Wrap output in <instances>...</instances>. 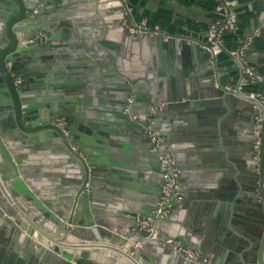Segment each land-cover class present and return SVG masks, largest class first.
Masks as SVG:
<instances>
[{
	"label": "water",
	"instance_id": "95a60500",
	"mask_svg": "<svg viewBox=\"0 0 264 264\" xmlns=\"http://www.w3.org/2000/svg\"><path fill=\"white\" fill-rule=\"evenodd\" d=\"M93 1L48 11L52 0H0V264H264V109L245 66L229 55L241 73L228 86L223 46L214 54L208 38L138 28L126 0ZM227 2L220 20L232 15ZM100 6L109 23L84 42L74 17L84 24ZM151 131L163 139L157 150ZM35 153L52 158L42 170L29 166ZM166 155L180 197L141 229L162 199ZM244 214L252 235L236 226ZM190 249L198 261L184 258Z\"/></svg>",
	"mask_w": 264,
	"mask_h": 264
},
{
	"label": "crops",
	"instance_id": "0c3cea01",
	"mask_svg": "<svg viewBox=\"0 0 264 264\" xmlns=\"http://www.w3.org/2000/svg\"><path fill=\"white\" fill-rule=\"evenodd\" d=\"M98 1L94 0L93 4ZM129 6V10L132 15V20L136 25H143L148 29H154L157 32H162L164 34L170 35H180L188 38L190 41L206 43L210 26L214 22H218L220 19L217 18V15L220 14L222 8V0H126ZM233 1L229 7L232 9L231 13L235 16L237 20L238 27L235 30L236 32H226L222 34V44L225 49V52L222 53L217 60V67L219 70V75L221 80L231 86L232 83H235L240 78V69L238 65L232 60L229 56L232 52H235L241 49L245 44L249 43L248 49L245 52V63L244 65L250 69H253L258 78L256 81H253L252 86L257 92L256 96L261 100H264V0H231ZM62 0H52L51 4H48V9L51 8L57 10L62 6ZM232 6V7H231ZM93 8L96 11L98 9V16L92 15L93 12L88 10L87 18L81 21L86 20L88 23H80L79 19L77 20L74 15L68 16V19L74 17V24L77 25V35L82 41L94 39L96 31L100 34L99 38L103 36V29H100L98 24H107V17L104 13V7L100 6L99 8ZM45 12V11H43ZM225 18V17H223ZM54 18L44 20V25L47 28H50L51 25H54ZM77 23H76V22ZM109 23V22H108ZM89 29V33L88 30ZM87 32H86V31ZM92 30V32H91ZM258 32V34H257ZM47 35L46 32H43ZM87 43V42H86ZM197 59H193V68L190 66V71L194 72L196 68L200 69L198 66ZM195 66V67H194ZM201 67H203L201 65ZM258 81V83H257ZM200 87V83L197 85ZM55 93V92H54ZM197 95V94H196ZM221 107H216L212 112H221ZM229 122V121H225ZM224 127L230 129L228 124H225ZM179 134L180 130L174 129L173 135L176 137L175 144L181 142ZM201 133L197 134L195 139L199 140ZM222 134V133H221ZM211 133L208 134L211 137ZM23 154H27L23 152ZM30 157V154H27ZM33 157V158H32ZM30 158V167L35 171L39 167L44 169V161H47L52 158H47L35 153L34 156ZM52 161V160H51ZM203 166L206 169L211 171L217 167V162L204 161ZM209 166V167H208ZM215 166V167H214ZM38 174V173H36ZM35 174V175H36ZM39 176H41L39 174ZM37 180L39 178L36 177ZM196 181V180H195ZM216 182V181H215ZM213 184V183H212ZM193 190L199 191L202 189L200 184H193ZM213 187L214 185H210ZM201 187V188H200ZM214 188V187H213ZM245 225L238 226L235 220H232V223H235L239 228L238 230L244 233L245 235H252L255 231L251 225H249L250 220L254 217L250 214H244ZM248 219V220H247ZM247 220V221H246ZM247 224V225H246ZM191 250V249H190Z\"/></svg>",
	"mask_w": 264,
	"mask_h": 264
},
{
	"label": "built area",
	"instance_id": "2783aa9c",
	"mask_svg": "<svg viewBox=\"0 0 264 264\" xmlns=\"http://www.w3.org/2000/svg\"><path fill=\"white\" fill-rule=\"evenodd\" d=\"M227 7H229L230 2L226 3ZM138 28H145L143 25H138ZM237 29V20L235 16L231 15L230 17H225L222 20H219L218 22H214L210 26L208 39L209 42L212 44V52L214 54H219L221 52L222 44V34L226 32H233ZM130 32H135L134 29L130 28ZM258 34V32H257ZM45 39L44 35L39 36L36 38V41L43 42ZM249 46V43L245 44L241 49L232 52L231 54L235 56L243 65L245 63V52L247 51ZM245 66V65H244ZM245 75L247 77V80L255 81L258 78L256 72L253 69L248 68L245 66ZM245 80V81H247ZM257 97V96H256ZM259 98V97H257ZM260 99V98H259ZM261 100V99H260ZM261 105L264 109V100H261ZM155 115V110H152V113L150 114L151 117ZM262 119H257V127L255 131V136L257 137V142L255 144L256 154L255 159L260 160L261 158V135H262ZM60 128H65L66 124L64 120H58L55 123ZM154 125V123H151V126ZM150 140L155 144L154 150H157V148L162 144L163 139L157 132H149L148 133ZM161 173L163 175V179L166 182L163 187V194L162 199L158 205L157 210L153 213L154 216L143 220L141 222V229H145L150 226H154L158 223L160 219L167 216L170 211L169 202L173 198H179L180 197V191L182 190V181L179 176L178 170L174 166V160L171 157V155H166L161 157ZM153 230V229H152ZM157 235V232L153 233V238H155ZM177 246L179 244L177 243ZM183 256L188 261H198L200 256L199 254L193 252L192 250H185L183 251Z\"/></svg>",
	"mask_w": 264,
	"mask_h": 264
},
{
	"label": "flooded vegetation",
	"instance_id": "af4514ba",
	"mask_svg": "<svg viewBox=\"0 0 264 264\" xmlns=\"http://www.w3.org/2000/svg\"><path fill=\"white\" fill-rule=\"evenodd\" d=\"M232 7V6H231ZM42 8H43V6H42ZM52 9V8H51ZM222 20V19H221ZM237 27H238V24H237ZM44 35V37H45V39H46V34L45 33H43V32H41L38 36H37V38L39 37V36H43ZM44 39V40H45ZM65 121V120H64ZM56 123V122H55ZM54 123V124H55ZM65 124H66V126H67V122L65 121ZM40 146V145H39ZM41 147H44V145H41Z\"/></svg>",
	"mask_w": 264,
	"mask_h": 264
}]
</instances>
